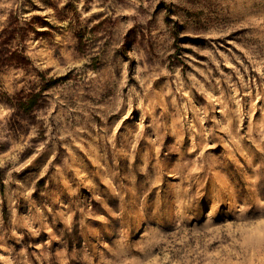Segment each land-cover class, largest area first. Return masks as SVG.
Returning <instances> with one entry per match:
<instances>
[{"label": "rangeland", "instance_id": "obj_1", "mask_svg": "<svg viewBox=\"0 0 264 264\" xmlns=\"http://www.w3.org/2000/svg\"><path fill=\"white\" fill-rule=\"evenodd\" d=\"M0 264H264V0H0Z\"/></svg>", "mask_w": 264, "mask_h": 264}, {"label": "trees", "instance_id": "obj_2", "mask_svg": "<svg viewBox=\"0 0 264 264\" xmlns=\"http://www.w3.org/2000/svg\"><path fill=\"white\" fill-rule=\"evenodd\" d=\"M36 96H38V94L35 95L28 94V98H30L31 100L28 102L27 108L31 109L35 105Z\"/></svg>", "mask_w": 264, "mask_h": 264}]
</instances>
